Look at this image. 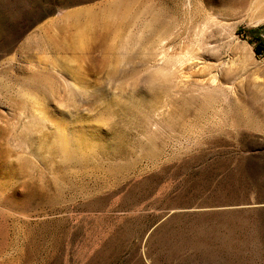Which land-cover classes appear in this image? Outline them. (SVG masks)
<instances>
[{
	"label": "rangeland",
	"instance_id": "374dc122",
	"mask_svg": "<svg viewBox=\"0 0 264 264\" xmlns=\"http://www.w3.org/2000/svg\"><path fill=\"white\" fill-rule=\"evenodd\" d=\"M256 8L0 0V264H264Z\"/></svg>",
	"mask_w": 264,
	"mask_h": 264
},
{
	"label": "bare ground",
	"instance_id": "6f19581e",
	"mask_svg": "<svg viewBox=\"0 0 264 264\" xmlns=\"http://www.w3.org/2000/svg\"><path fill=\"white\" fill-rule=\"evenodd\" d=\"M251 2H253L256 5V9H257V13H259L258 17L254 18L255 16H253V18L250 16L251 19V25H259L261 23L264 22V0H250ZM255 12V11H254ZM257 13L255 15H257ZM252 15V13H251ZM248 18V17H247ZM249 19V18H248ZM249 22V20H248ZM250 25V24H249ZM164 27L162 26V29Z\"/></svg>",
	"mask_w": 264,
	"mask_h": 264
},
{
	"label": "trees",
	"instance_id": "16d2710c",
	"mask_svg": "<svg viewBox=\"0 0 264 264\" xmlns=\"http://www.w3.org/2000/svg\"><path fill=\"white\" fill-rule=\"evenodd\" d=\"M255 33L256 32H254V31H250V34L254 35ZM257 39H258V37H255V40H257ZM254 52L257 56L264 54V47H263L262 41H260V40L256 41L255 46H254Z\"/></svg>",
	"mask_w": 264,
	"mask_h": 264
},
{
	"label": "built area",
	"instance_id": "2783aa9c",
	"mask_svg": "<svg viewBox=\"0 0 264 264\" xmlns=\"http://www.w3.org/2000/svg\"><path fill=\"white\" fill-rule=\"evenodd\" d=\"M261 38H262V44H263V47H264V28H262V30H261ZM263 55H259V57H262Z\"/></svg>",
	"mask_w": 264,
	"mask_h": 264
}]
</instances>
